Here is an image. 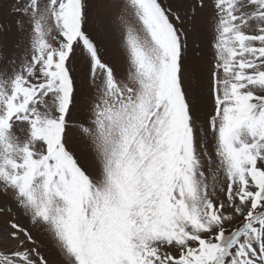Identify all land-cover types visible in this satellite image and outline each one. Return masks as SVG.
Here are the masks:
<instances>
[{"label":"snow or ice","instance_id":"snow-or-ice-1","mask_svg":"<svg viewBox=\"0 0 264 264\" xmlns=\"http://www.w3.org/2000/svg\"><path fill=\"white\" fill-rule=\"evenodd\" d=\"M0 264H264V0H0Z\"/></svg>","mask_w":264,"mask_h":264},{"label":"rangeland","instance_id":"rangeland-1","mask_svg":"<svg viewBox=\"0 0 264 264\" xmlns=\"http://www.w3.org/2000/svg\"><path fill=\"white\" fill-rule=\"evenodd\" d=\"M105 42H106V47L108 48V51L110 55L112 56L113 60L116 62L117 65V71L118 73H123L124 68H125V61L123 55L120 53L118 47H117V42L113 38H107L105 37ZM90 167L94 169L95 165L89 160Z\"/></svg>","mask_w":264,"mask_h":264}]
</instances>
